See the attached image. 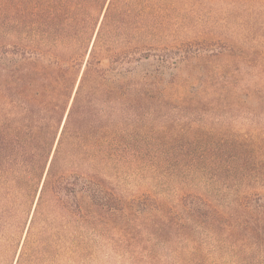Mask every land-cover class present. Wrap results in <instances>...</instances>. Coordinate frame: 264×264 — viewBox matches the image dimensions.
<instances>
[{"label":"rangeland","instance_id":"1","mask_svg":"<svg viewBox=\"0 0 264 264\" xmlns=\"http://www.w3.org/2000/svg\"><path fill=\"white\" fill-rule=\"evenodd\" d=\"M24 2L8 0L2 32L14 29L27 11ZM137 35L152 48L193 43L210 55L205 62L219 83L248 92L237 91L228 106L152 104L137 116L124 115L116 126L117 140L126 144H116L112 216L105 215L98 227L85 225L83 253L75 254L67 249L70 210L65 205L43 211L35 229L38 244L23 264H264V199L251 196L246 207L233 199L241 185L249 193L264 189V0H116L109 46L116 65L128 61L121 55L136 46ZM235 50L247 54L238 59ZM156 66L151 62L139 74ZM189 192L215 196L226 225L192 217L194 211L180 203ZM39 194L31 211L15 208L6 218L9 223L23 212L18 232L11 224L0 236V264H16ZM156 199L167 208L153 214Z\"/></svg>","mask_w":264,"mask_h":264},{"label":"trees","instance_id":"2","mask_svg":"<svg viewBox=\"0 0 264 264\" xmlns=\"http://www.w3.org/2000/svg\"><path fill=\"white\" fill-rule=\"evenodd\" d=\"M7 4L0 0V236L11 224L13 234L18 232L23 212L32 210L40 193L16 264L31 260L43 211L65 205L70 210L67 249L82 254L85 225L98 227L115 209L116 144H126L117 140L116 126L124 115L137 116L152 104L228 106L237 91L242 95L248 89L219 83L205 62L210 55L189 42L152 48L147 37L137 35L136 46L121 55L128 61L116 65V51L109 48L116 0H25L27 11L4 33ZM233 52L238 59L247 54ZM151 62L156 68L139 74ZM185 70L187 78L181 75ZM184 89L188 94L181 95ZM244 188L233 198L239 207H246L251 196L264 199V189L249 193ZM180 203L202 223L226 225L210 193H183ZM165 205L156 199L153 214ZM15 208L23 212L7 223Z\"/></svg>","mask_w":264,"mask_h":264},{"label":"water","instance_id":"3","mask_svg":"<svg viewBox=\"0 0 264 264\" xmlns=\"http://www.w3.org/2000/svg\"><path fill=\"white\" fill-rule=\"evenodd\" d=\"M42 187V186H41Z\"/></svg>","mask_w":264,"mask_h":264}]
</instances>
